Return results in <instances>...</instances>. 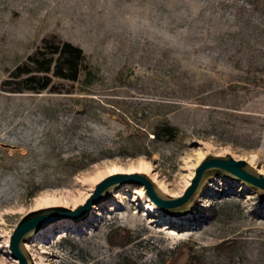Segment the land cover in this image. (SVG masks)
Wrapping results in <instances>:
<instances>
[{
  "label": "rangeland",
  "instance_id": "obj_1",
  "mask_svg": "<svg viewBox=\"0 0 264 264\" xmlns=\"http://www.w3.org/2000/svg\"><path fill=\"white\" fill-rule=\"evenodd\" d=\"M43 39L82 49L78 80L10 92ZM164 120L174 141L153 138ZM209 154L264 174V0H0V264H18L9 241L26 213L75 209L113 174L179 196ZM115 228L126 245L108 244ZM184 243L206 264H264V194L214 176L174 216L126 183L25 245L33 264H162Z\"/></svg>",
  "mask_w": 264,
  "mask_h": 264
},
{
  "label": "water",
  "instance_id": "obj_2",
  "mask_svg": "<svg viewBox=\"0 0 264 264\" xmlns=\"http://www.w3.org/2000/svg\"><path fill=\"white\" fill-rule=\"evenodd\" d=\"M214 176L237 179L260 195L264 194V174L245 159H235L230 154L206 155L197 165L193 178L179 196L166 195L145 173L133 172L110 175L95 185L83 205L75 209L65 207L41 208L26 213L16 224L9 241L11 256L18 264H33L26 241L40 229L60 219L78 221L85 218L92 205L98 204L109 192L122 184L141 185L145 195L164 213L178 216L194 205L204 185Z\"/></svg>",
  "mask_w": 264,
  "mask_h": 264
},
{
  "label": "trees",
  "instance_id": "obj_3",
  "mask_svg": "<svg viewBox=\"0 0 264 264\" xmlns=\"http://www.w3.org/2000/svg\"><path fill=\"white\" fill-rule=\"evenodd\" d=\"M84 54L80 47L67 41L54 42L43 39L42 45L25 62L18 65L10 74L13 82L6 80L3 85L13 84L10 92H39L50 87L52 77L76 82L83 68ZM51 73V74H49ZM90 73V71H87ZM157 141H174L179 129L167 121L159 122L152 131ZM132 232L125 228H115L108 232L107 242L111 246H124L131 240ZM235 243L224 241L216 245L219 253H230ZM162 264H206L194 252L190 243H184L173 250Z\"/></svg>",
  "mask_w": 264,
  "mask_h": 264
},
{
  "label": "bare ground",
  "instance_id": "obj_4",
  "mask_svg": "<svg viewBox=\"0 0 264 264\" xmlns=\"http://www.w3.org/2000/svg\"><path fill=\"white\" fill-rule=\"evenodd\" d=\"M143 164H144V163H143ZM143 164H142L143 168L146 169V168H145L146 166H144Z\"/></svg>",
  "mask_w": 264,
  "mask_h": 264
}]
</instances>
